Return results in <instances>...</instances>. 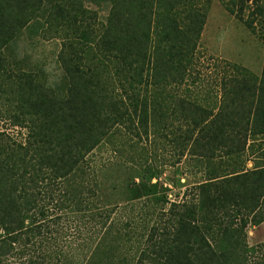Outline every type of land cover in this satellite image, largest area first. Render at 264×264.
Here are the masks:
<instances>
[{
  "label": "trees",
  "instance_id": "16d2710c",
  "mask_svg": "<svg viewBox=\"0 0 264 264\" xmlns=\"http://www.w3.org/2000/svg\"><path fill=\"white\" fill-rule=\"evenodd\" d=\"M109 1L97 26L79 0H0V104L24 129L0 131V264H248L245 228L264 221V53L257 75L198 51L208 3ZM250 2L241 20L264 45V0ZM31 23L61 37L55 89L4 53ZM162 129L179 157L199 154L201 182L113 216L89 154Z\"/></svg>",
  "mask_w": 264,
  "mask_h": 264
},
{
  "label": "rangeland",
  "instance_id": "374dc122",
  "mask_svg": "<svg viewBox=\"0 0 264 264\" xmlns=\"http://www.w3.org/2000/svg\"><path fill=\"white\" fill-rule=\"evenodd\" d=\"M79 1L95 12V25L105 22L111 5L109 0ZM207 3L208 10L200 33L198 51L237 62L259 75L264 45L257 34L241 20L250 17V0H198L199 5L205 6ZM228 8L232 10L229 11ZM258 22L259 20L254 22L256 27L260 25ZM34 28L33 23L23 28L17 38L4 48V53L13 68L35 72L46 86L55 89L62 79V70L57 61L61 37L51 30L35 32ZM203 54L200 55V66L203 71L210 73L213 66L210 61L205 60ZM10 120V108L1 103L0 131L17 137L23 136L24 129L11 126ZM170 130L173 129H162L139 141L136 138L127 139L126 134L120 133L119 139H126V142L117 141L114 145L106 142L89 154V171L96 179L101 205L113 207V216L130 215L124 206L135 203L148 194L157 202L155 205L167 208L170 201L184 198L185 189L201 182L203 177L199 154L185 151L179 157L178 148L169 140ZM259 138L264 141V135ZM130 142L137 144L131 145ZM260 153L261 149H256L248 156L247 168H252L254 162L263 163ZM138 203L134 205L136 215L141 209ZM245 231L249 249L246 252L247 263L264 264V221L250 222Z\"/></svg>",
  "mask_w": 264,
  "mask_h": 264
}]
</instances>
